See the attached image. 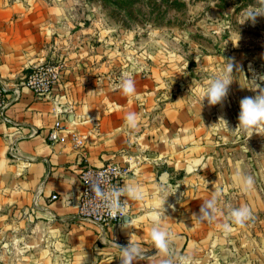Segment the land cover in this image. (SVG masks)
<instances>
[{
  "label": "crops",
  "instance_id": "crops-1",
  "mask_svg": "<svg viewBox=\"0 0 264 264\" xmlns=\"http://www.w3.org/2000/svg\"><path fill=\"white\" fill-rule=\"evenodd\" d=\"M67 5L0 0V85L7 102L0 115V244L20 235L26 248L46 252L39 264H121L113 243L139 246L143 256L133 264H181L182 257L191 264H264V135L236 136L228 99L216 106L203 101L202 84L191 90L181 80L190 71L180 55L119 51L132 35L129 41L109 36L105 20L88 24ZM58 62L65 67L51 97L15 95L31 68ZM202 63V70H220ZM126 72L134 76L132 96L115 88ZM59 110L89 137L84 153L48 142ZM129 113L137 115L134 129L125 123ZM10 146L19 158L12 159ZM108 163L133 166L128 186H138L143 198L129 196L131 226L103 231L77 219L79 174ZM224 198L250 210L244 227L222 211H201L206 201ZM156 224L170 234L161 254L150 235Z\"/></svg>",
  "mask_w": 264,
  "mask_h": 264
},
{
  "label": "rangeland",
  "instance_id": "rangeland-1",
  "mask_svg": "<svg viewBox=\"0 0 264 264\" xmlns=\"http://www.w3.org/2000/svg\"><path fill=\"white\" fill-rule=\"evenodd\" d=\"M56 1L68 4L74 14L88 24L90 19L105 20L109 36L126 35L129 41L132 35L131 44H121L119 51L130 49L139 54L144 51H172L180 55L181 63H186L181 64L184 70L190 71L189 76L181 80L190 84L192 90L197 82L198 86L202 84L205 88L209 80L222 76L232 61L234 71L226 97L230 102L226 114L232 116L235 128L240 100L255 96L257 85L264 88V80L257 78L264 76V17H257L255 24L251 21L241 24V13L250 5L259 7L257 0ZM202 61L220 70H202L205 65ZM236 136L244 135L240 131ZM262 139L260 148L264 147V137ZM234 199H216L209 210L212 214L222 211L230 215L236 208L237 200ZM9 236H5L0 244V264H39L46 255L45 251L26 248L25 238L18 242L22 238L20 235ZM44 264H53V261L49 263L47 260Z\"/></svg>",
  "mask_w": 264,
  "mask_h": 264
},
{
  "label": "built area",
  "instance_id": "built-area-1",
  "mask_svg": "<svg viewBox=\"0 0 264 264\" xmlns=\"http://www.w3.org/2000/svg\"><path fill=\"white\" fill-rule=\"evenodd\" d=\"M63 63H44L31 68L26 74L21 88L15 90V95L19 97L22 90H27L40 97H51L61 79L64 70ZM126 76L133 78L132 72H126ZM120 81L115 83V88ZM4 87L0 85V115L4 117L7 107ZM63 110L58 111V118L53 129L48 134V142L51 144H62L71 146L74 150L83 152L89 137L71 128L64 116ZM12 159H17L18 152L15 146L9 147ZM84 153V152H83ZM148 161V157L144 156ZM134 167L128 165L123 167L117 163H108L103 167H85L80 171L79 180L82 184V193L78 203L77 219L94 224L103 229L110 227H121L124 225V217L112 218L108 211L117 202L121 208L126 209V216L131 213L132 205L129 201V174ZM98 189V190H97ZM51 199H59L57 195H52ZM125 216V217H126ZM123 247V243H113Z\"/></svg>",
  "mask_w": 264,
  "mask_h": 264
},
{
  "label": "clouds",
  "instance_id": "clouds-1",
  "mask_svg": "<svg viewBox=\"0 0 264 264\" xmlns=\"http://www.w3.org/2000/svg\"><path fill=\"white\" fill-rule=\"evenodd\" d=\"M259 7H254L250 5L245 9L241 15L243 19L241 24L251 21L255 24L257 17H264V0H257ZM234 71V63L229 61L226 69L222 76L208 81V86L203 89V101L207 99L209 106H216L223 103L228 95L229 86L232 83V74ZM258 79L264 80V76L257 77ZM122 90L125 96H132L135 93L134 81L130 77H126L122 82L117 85ZM192 90V89H191ZM257 94L255 96H246L240 100V113L238 116V125L234 131L247 134L248 136H253V134L264 135V88L257 85ZM220 121L226 122L223 117ZM125 123L130 128H135L137 126V115L135 113H129L125 118ZM163 179V178H162ZM246 187H251L252 180L247 178L245 181ZM98 190V189H97ZM129 196L133 199H142V190L138 186H134L129 189ZM212 201H206L205 206L201 208L204 212L205 207H211ZM108 214L112 218H117L126 216V209L121 208L117 202L108 211ZM156 215H159L157 213ZM250 210L247 207H241L238 209H233L230 212V219L238 227H244L245 222L250 218ZM124 225L131 226L134 221L133 219H124ZM225 233L230 232L232 229L228 224L223 225ZM151 240L157 250L158 254L167 252L169 246V236L170 234L159 227L158 224L154 225L151 230ZM121 249V264H133V260L136 257L142 258V253L139 246H132L128 244L127 246H118ZM181 264H191V261L187 257L181 258Z\"/></svg>",
  "mask_w": 264,
  "mask_h": 264
},
{
  "label": "water",
  "instance_id": "water-1",
  "mask_svg": "<svg viewBox=\"0 0 264 264\" xmlns=\"http://www.w3.org/2000/svg\"><path fill=\"white\" fill-rule=\"evenodd\" d=\"M71 120H72V118H71ZM124 219H132L130 216H126V217H124ZM124 219H123V221H124Z\"/></svg>",
  "mask_w": 264,
  "mask_h": 264
}]
</instances>
